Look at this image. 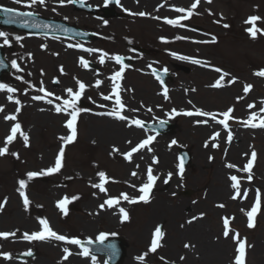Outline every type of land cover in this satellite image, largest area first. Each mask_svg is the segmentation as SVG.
Returning a JSON list of instances; mask_svg holds the SVG:
<instances>
[{"label": "rangeland", "instance_id": "obj_1", "mask_svg": "<svg viewBox=\"0 0 264 264\" xmlns=\"http://www.w3.org/2000/svg\"><path fill=\"white\" fill-rule=\"evenodd\" d=\"M44 0H39L38 2L41 3L42 5H39L36 8H32L33 11H36L39 14H42L44 16L50 17L53 15L54 17L61 16V17H67V15L76 16V20L74 22H71L72 24H78L82 25V27L86 28H91L93 29L89 24L83 23V21H79L78 19L80 13L85 12H80L75 10L74 7H66L63 13H58L56 6H47L43 4ZM183 10L182 12L178 13L176 12H170V11H162L163 17H174L176 13L179 15L183 14H188L192 13V4H190V0H186L185 4L183 5ZM209 6V5H207ZM207 6L204 4L200 9L198 10H193L195 15H198L193 21L191 22L193 25H200L206 27L205 30H208L212 35L207 34L206 36L202 35H190L183 33L185 31V26H181V24H175L170 23L169 21H162L161 23L155 22L153 19L150 21H131L127 17H115L117 18L122 24L119 26V28L116 27L113 22L107 26L103 27L102 25L100 28L104 32H109L112 34H116L117 36L115 37V43H110L112 44L111 46V51L110 53L112 54V51H118V52H127V43L130 39V36H133L130 40L132 43L138 42L141 44H145L147 46H154L159 47V52H161V49H170V44H161L159 42V38H168L174 37L177 39L176 43L174 46H171L173 48L172 52L174 54V58L178 62H182V65L184 67L190 68V72L186 73L184 69L181 71H178V75L174 76V82H176V86L180 84H185L186 90L191 96V98L194 100V105L198 108L204 109V110H209L211 111L212 109L214 110H219L220 112H223L227 108H232L234 112H245L246 114L248 112H251L250 108H248V105H255L257 103L258 107L262 106V103L264 102V79L263 78H258V76L255 74L258 70L261 72H264V0H217L211 8L215 9L216 11L222 10L224 17H221L216 22H213L212 16L208 15L209 14V9H207ZM210 7V6H209ZM133 9V8H132ZM134 9H140V8H134ZM209 10V11H208ZM215 11V14H217ZM73 14V15H72ZM248 14H254V17L257 19L256 21V27L258 28L257 32H260L259 34L251 35L247 32V28H250V24L245 22V19ZM82 15V16H83ZM112 19V18H110ZM158 26H157V25ZM154 28L153 31H148V27L152 26ZM181 35H184V38L181 40ZM21 36V35H19ZM216 36L219 41L216 40ZM39 42L35 40V42H32L29 44L27 41L25 42V48L26 51L30 49V46L32 45L31 48L32 50L35 51L34 55L36 58V66L38 69L40 66H43V59L42 58H53L55 60L53 70L56 72L57 69V63L62 62L63 59V50L59 48H49L51 49L52 53L47 52H42L39 49ZM125 43V44H124ZM130 43V42H129ZM97 45H103L104 42L102 40H97ZM129 47V46H128ZM117 49V50H115ZM55 50H61L60 52H57ZM21 52H23V48L20 49ZM25 51V52H26ZM32 51V52H34ZM25 52L21 53L25 57ZM58 53V57H61V59L56 58L54 53ZM167 53V51H166ZM29 52H27V55ZM114 55V53H113ZM29 56V55H28ZM148 57V56H146ZM160 58H157L163 62L168 61L169 59L162 55L161 53L159 54ZM33 58V55H32ZM31 57L28 59L33 60ZM148 58H153V57H148ZM156 59V58H153ZM21 64H23L25 67V71L27 72L28 75L31 74L30 70H28V67L26 64H24L23 60H21ZM97 61V59H96ZM146 62L143 64V67L140 68H145V65L149 62L148 59L145 60ZM200 61L199 63H197ZM163 62H156L159 63V65L164 64ZM168 62H171L170 60ZM173 62V61H172ZM195 62V63H193ZM205 62H207L210 67H213L216 65H221L225 70H227L228 75L226 79L217 80L216 76L217 74L215 73H209V74H201L199 71L200 70H205ZM29 64H32L31 62H28ZM63 63L66 64V67L68 70V64L66 61H63ZM192 63L194 65H192ZM75 66V63H73ZM34 65V64H33ZM48 66H43L45 68H49ZM72 66V72L67 75L66 77H63L65 80H69L63 84L65 85H73L74 87L76 86V77H79L80 75V70L79 67L76 69ZM172 67V66H171ZM173 69H179V67H175V65L172 67ZM50 69V68H49ZM52 69V68H51ZM50 69V70H51ZM212 69V68H211ZM213 70V69H212ZM78 72V75L77 73ZM208 73V72H207ZM53 73H50L49 76L45 75L44 73H40L38 75V81L39 79L42 80L44 78H50V76ZM124 80L126 81V84L128 85L127 88H131L134 91V94L130 91L131 97L132 98V103L135 106L134 108H139V101L140 102H145L146 106H152L153 109L151 112H180L181 110L185 108H189L192 106H189V102H185L184 98L181 100L180 98H174L172 95L168 97V99L164 97H158L155 96L154 93L160 90L158 87L157 83H155L151 77L143 75L142 72H138L137 70H128V75L124 76ZM45 80V79H44ZM122 79L121 81L124 82ZM219 81V86L216 87L214 86V82ZM31 82V81H30ZM32 83V82H31ZM151 83H154L153 85ZM39 87V86H38ZM173 88V87H172ZM175 88V86H174ZM174 88L172 90H174ZM251 88V89H249ZM152 89V90H151ZM178 88H176L177 90ZM228 89L229 90V96L227 100H224V94L223 90ZM154 90V91H153ZM24 91V90H23ZM138 91L140 93H138ZM183 91L181 92V94ZM244 95L243 99H239L238 101L235 100V98H238L237 96L239 94ZM104 94V93H102ZM139 96V97H138ZM220 96V97H219ZM102 97V96H100ZM154 97H158L161 100L157 101L154 99ZM101 99V98H100ZM60 102V101H59ZM95 104V103H94ZM97 104V103H96ZM95 104V105H96ZM160 105V108L156 109L154 105ZM101 109V108H100ZM244 109V111H243ZM98 110V109H97ZM140 111H143L142 108H139ZM115 112H118V109H115ZM137 112V111H136ZM182 112V111H181ZM32 113L33 112H25L23 114L22 118H24L27 124H29L30 119L32 120ZM125 114L127 112H124ZM164 114V113H163ZM165 115V114H164ZM180 115V114H179ZM237 115H240L237 113ZM182 116V115H181ZM60 121H62L64 118L61 117L59 118ZM40 121L35 122L36 128L34 131L36 135V139L33 140L32 145L30 147H24V145L19 144L15 150V148L11 149L10 156L0 158V162H5L4 167L1 166L0 163V179L6 183H9L10 185L12 184L11 190L17 186L16 185V178L18 175H23L26 173L27 170L29 169H38L42 165V161H40L43 157V155H46L47 152L51 151V159L54 155L55 150H57L58 147V142L56 140V134L59 131V129H56L55 127H46L45 125H40ZM32 124V122H31ZM38 124V125H37ZM83 124V123H82ZM106 122L104 121H97L92 120V118L88 121L84 119V128L81 127V136L79 142L75 145L72 146L67 155V161L66 165L67 168L62 171L61 174L58 176L54 177V179L59 181L60 177L63 176H69V175H76L75 173L81 172L83 173L87 178L78 180V178H73L72 181H68V183L63 185L62 183L59 186L58 193L55 194H50L45 192L47 188L50 187V184H47L44 180H30L29 186H30V193H32V206L38 211L44 214L45 216L51 218L53 220V216H58L60 222L56 225L58 229L62 232L68 233V234H82L84 235L85 233H92V236H94V233L97 232L99 229H107V226H105L104 222L101 224L97 223L96 226L93 228L85 229V225L81 224L83 221L81 217L82 211L80 213L73 211L71 218L68 219L67 222L61 221V218L59 216V213L55 212V209H53L52 202L55 198H58L62 192H69V195L75 194L74 192L80 191L82 193V196L79 198V202L77 203V206H82L84 203L87 202L86 199L89 200V195L91 189H89V184H86V180L88 177L94 176L97 174L98 171H103V170H108L112 175H115L116 177H122L124 179H128L127 171L126 168L127 166H124V163L122 162L121 159H118L117 157H112L109 156V153H107V148L109 149L108 146L112 144L111 139H107L108 142L104 143L101 142L100 139L98 140V145H97V140L96 137L98 136H91L93 134V131L91 133H88V125H92V127H97V126H103L105 125ZM174 125H177L176 133L174 135H164L165 143L170 140L169 138L177 137L179 142L181 144H190L193 145V143L197 142V138L200 139V142L204 140V138L207 136L209 138V130H207V135L205 137H202L201 135H197L194 132H186L189 128H192L191 123L183 117H179L174 120L173 123ZM33 127V124L31 125ZM31 127V128H32ZM256 134V133H255ZM257 137L253 136L252 132H248L245 135V140L246 144L243 145L242 147H239V149L236 151V155L233 158L231 155H225V153H219V152H214L215 155H218V161H221V166L224 167V161H230V162H242L245 160L246 153H248L250 149H254L258 152L259 154V160L258 164L256 163L255 167L253 168L254 174H255V180L254 184H258L264 188V132L262 134L257 133ZM42 137H45L43 139ZM92 137V138H91ZM136 140V139H135ZM210 140V139H209ZM96 141V142H95ZM192 142V143H191ZM126 144V142H124ZM252 143V145H251ZM55 144V145H52ZM127 148V144L123 146ZM238 147V146H237ZM191 149H193L191 147ZM14 150L16 152H19L21 157L19 160H16L14 158ZM193 152V150H191ZM177 152V149H174V153ZM194 153V152H193ZM243 154L240 156L238 160H236V157L239 156V154ZM176 158V157H175ZM52 162V161H51ZM195 162V161H194ZM217 162V159L216 161ZM204 165H200V162L197 163L198 168L192 165L190 166L189 171L187 172L186 177L184 178V183L183 186L181 185L180 191L181 193L178 194L176 199V203H173L172 207H175L176 205H179L180 203L183 202V199L187 200L192 207L190 208H181V214L179 217H174L172 218L175 214H170V218L165 217H155L153 215V210L158 209V202L161 197H158L152 204H149L147 206H140V207H133V220L129 224H125L121 227L117 225L114 230L124 236L125 239L128 240L129 246L127 248L128 252L131 251V253H136L139 254L141 250H144L147 248V244L149 242L150 238V229L157 223L162 220L168 221V226L166 227L167 230V238L164 241V245L162 246L161 250L156 254V255H164L167 257H170L168 254V249L177 246L175 253L178 252L181 248L183 249L185 242H190V247H193L192 244L196 246L198 249V252L201 251V243H203V239H215L220 241H229L226 240L222 237V219L221 215L225 214L229 217H232L233 214H237L239 216L240 212V204H238L236 201L238 199H234L233 194V189L231 188V183L230 180H228L227 176H225V179L227 183H229V190L226 196L223 197H212L211 196V191L210 189L212 188L213 185H210L208 187H204V183L206 182L207 177L209 178L210 173H209V165L210 163L207 160V157H203L202 162ZM44 164V163H43ZM236 164V163H235ZM242 164V163H241ZM45 166V164H44ZM131 167V165H128ZM215 166V163H214ZM207 169V172H206ZM71 170V173H68L67 171ZM175 170V168H174ZM8 171V172H7ZM199 172L198 174H196ZM129 173V171H128ZM66 174V175H64ZM246 180V179H244ZM57 181V182H58ZM141 181V179L139 180ZM138 181V182H139ZM126 180L121 184L120 188H123ZM182 180H180L177 184L176 182L173 181L171 185L172 188H174L173 191H169L167 193L166 199L163 198V201H169L174 200L172 198V193L176 192V186H180V183ZM1 183V182H0ZM221 181H217L216 185L220 187ZM141 184V183H140ZM120 188L117 189H110V194L111 195H117L118 191ZM190 189L193 190V195L191 196H185L182 195L183 191ZM10 188L4 186L3 184H0V195L3 196L4 194L8 195L11 193ZM163 190V187L158 188V195L159 191ZM179 191V192H180ZM113 192V193H112ZM156 194V195H157ZM164 194V193H163ZM73 196V195H72ZM163 196V195H162ZM12 200L15 204V200L17 203V206L19 210L24 211L23 207L21 208L22 204L20 203V199L17 196V198H13V195L11 193V198L8 203V207L5 210V215L10 216L12 209L10 208ZM197 201V202H193ZM209 203V206L207 204ZM250 201H248L242 208L241 211H245V209L248 208ZM21 204V206H20ZM97 203H95L96 207ZM199 206V208H194L196 206ZM232 205H234L232 207ZM209 207L216 209L214 212L208 213ZM51 208V209H49ZM262 215L260 216V222L259 226L253 231V232H248L250 235L249 241L252 244L250 253H248V264H264V211H262ZM162 213V211H161ZM84 214V212H83ZM163 214V213H162ZM4 215V214H3ZM2 215V216H3ZM27 217H32L34 220L33 214L25 213ZM199 216V219H204L207 222V228L204 230L206 231V234H202L201 238L198 237H183L179 238L177 233L179 231H184L183 224L184 222L188 221L192 216ZM240 218L237 220L236 224L239 226L240 229H243L245 233L247 232L245 229L246 226V221H245V215L242 214L239 216ZM81 220H80V219ZM172 218V220H171ZM54 221V220H53ZM52 221V222H53ZM62 222V223H61ZM10 223V222H9ZM8 222H5L4 224H1L2 227L7 228ZM13 223V222H12ZM14 223H17V221H14ZM105 226V227H104ZM32 228L33 226H27ZM29 228V229H30ZM111 229H113L111 227ZM112 232V231H111ZM173 236V237H172ZM214 237V238H212ZM175 242H174V240ZM208 240V241H209ZM139 242L142 244L139 245ZM171 245L169 246V244ZM215 242V241H212ZM188 244V243H187ZM194 246V247H195ZM206 246L207 245H203ZM196 249V250H197ZM40 253L39 255L42 254L41 257H39L36 261V263L44 264L47 259H51L53 264H57L56 259L59 258L60 256V251H56L50 254L45 255L44 253L41 252V249L39 250ZM234 253V244H232V247L229 251L228 258H227V264H230L232 262V257ZM44 256V258H42ZM156 255H154V258L157 259ZM128 256V253H127ZM166 257V258H167ZM178 257L175 258H168L170 260H174L176 262H181L180 259H177ZM193 258L191 261L189 260L190 264H212V262H216V264H224L222 261H217L216 259H210L207 260L206 262L202 261H197L198 259H195L194 254H192ZM127 259V258H126ZM196 260V261H195ZM150 264H154L155 262L159 264H166L164 262H160L158 259L157 260H152L148 259ZM197 263H195V262ZM211 261V262H210ZM44 262V263H43ZM73 260L69 262L71 264ZM126 262V260H125ZM124 262V263H125ZM135 263V262H133ZM185 263H188V261H185ZM188 263V264H189ZM68 264V263H65ZM226 264V263H225Z\"/></svg>", "mask_w": 264, "mask_h": 264}, {"label": "bare ground", "instance_id": "obj_2", "mask_svg": "<svg viewBox=\"0 0 264 264\" xmlns=\"http://www.w3.org/2000/svg\"><path fill=\"white\" fill-rule=\"evenodd\" d=\"M8 1H11L17 5L27 7V8H29L31 6H37L38 5V3L35 2L34 0H8ZM125 1L128 2V4L133 5V7L134 6H140L142 9H144L146 11L148 10V12H150V13H148V16L146 17V19H148V20H152L154 15L157 12H159V10H162V7L166 8L165 5L169 4L167 1H164V0H125ZM182 1H185V0H173L172 3L177 4L176 2H178V4H180V2H182ZM90 2L96 3V0H90ZM46 4L49 6L50 5H58L61 7L69 6L64 0H50ZM140 15H142V14L140 13ZM113 22L118 27H119V24H121L119 21H113ZM148 28L153 31V26H149ZM71 47H70V49L67 50V53H64V59L67 62L70 61L71 65L74 66L73 62L76 63L75 57L77 55H79L80 52L77 51L76 49H73V48L71 49ZM106 65L109 68L112 64L107 63ZM74 67L77 68V66H74ZM199 72L202 75L210 73L209 71H205V70H200ZM83 75H84L85 80L87 81V85L91 89H94L97 92L101 91L99 86L103 85V83H100L99 81H97L94 74H92L90 72H84ZM182 91H183V93L181 94ZM129 92H130V90L126 94V97H127L128 101L130 102V104H133L132 98L134 96L131 97V100H130L128 97ZM222 92L224 94V98H225L224 100H227L228 98H230L228 89H225ZM138 93H140V92L138 91ZM173 93H174V98H180L181 100L184 98L185 102L192 103V98L189 95V93L185 90V85L181 84L180 87L176 91H173ZM155 96L160 97V95H155ZM9 97L8 96L4 97V95L0 94V112H3V111L4 112H11L12 108L14 109V106L10 103ZM158 97H154V99L157 101L161 100ZM237 97L241 98L242 95L239 94ZM30 102H31V100H30ZM144 103L145 102H143V101L142 102L139 101V103H138L139 108H142V104L146 105ZM31 104L38 106V110H39V112L32 117L33 126L36 127L35 122L41 121V123L45 124L46 126H49V127L54 126L55 128L56 127L59 128V124L61 122L59 119L60 117L58 115H56L57 111H55L54 108L52 107V105H53L52 103H51L50 107L48 106L49 102H44V101L32 102ZM157 105H154V107L156 108ZM139 108H135V109L140 111ZM144 110L147 111L145 108H144ZM212 110H214V109H212ZM140 113H142V115H144V116H147L148 120H153V119L157 118V116L154 115V112H140ZM4 116L5 115H2V116L0 115V130L3 127L7 128L9 126V124H11V122H12L11 119L9 118V116H7L5 118V120L7 119L9 122H4ZM87 118L90 119V116H88ZM91 118H92V120L97 119V121H103V119L106 120V122H107L106 125L97 126V127H95V126L92 127V125H91L90 127H88V130L90 132L93 131V134L91 136H95V137L98 136V137H96L95 140L100 139L101 142L107 143L108 142L107 139H111L112 144H111V146H109V147H111V149L115 150V147H117V146L118 147L124 146L125 140L133 138L134 135H137V136L142 135V133H139L140 131L138 129L128 128L124 123L119 124L116 121H113V120L107 119V118H103V117H99V116H94ZM188 120L191 121V123L194 127L189 128L186 132L192 133L195 130V133H197V135H201L202 137H205V135H207V130L210 129V126L200 125L199 122L201 121V119L199 117H190V118H188ZM210 125L213 128L215 127V124H213V122H210ZM33 134H35V132H33V131H29V133H28V137L30 139L32 138V140H34ZM158 141L159 142L156 143V145H155V156L160 158V162L157 165L159 170H156V171H158V176L160 178H162V176H161V175H163L162 172H165L167 174V173H171L173 171V169H172L173 165L172 164L174 161V155H172V154H174V150L171 151L170 149H168V146L164 145L165 144L164 139H159ZM245 142H246L245 138H242L241 143L239 145L243 146V145H245ZM193 145L196 146V148H195L196 160L197 161H199V159L202 160L203 156L208 154L209 148L203 147V145L200 143V139L197 140L196 143H193ZM237 149H238V147L236 146V144L233 145V147H231L230 153L232 156L235 157ZM49 159H50V154L48 153L44 157L43 162L45 163ZM137 159L148 162L150 160L149 153L146 152V153H144V155H140ZM236 159L238 160L239 157H236ZM215 163H217V164L215 165L213 177H211L209 179V183L216 184L217 181H219V180L221 181V187L220 188H218L217 186L211 188V196L218 198V197H223V196L227 195L226 191L228 190V183H226L227 181L225 179V176L227 174V170H226V168H223L221 166L220 160L218 162H215ZM47 164L50 165L51 162H49ZM135 173H137L136 170L133 172V174H135ZM140 173L142 174L143 171L140 170ZM156 183L158 184V181ZM49 190L47 189L46 192H49L52 194L56 193V191H58L57 188H50ZM97 196H98V194H95V197H97ZM91 200H92L91 202L94 201L93 198ZM159 202H160L159 205H161V206H159L158 209H154L152 212L153 215H155V217H163V215H166V214L168 215V214H172V213H175L176 215L181 214L180 213L181 208L190 207V204L187 201H183V203H181L177 207H173V208L167 202H164L162 200ZM194 208H197V206ZM88 210L90 211L89 212V219L87 220L89 225H92V223L95 220H97V222H98V221H100L101 218L104 219L106 217V214H107L108 218H110L109 220L111 222L116 223L115 218H117V217H116V213L114 210L107 209V212H105V213L101 212L100 213L99 211L95 210V208H93V204L88 206ZM161 211L163 214L161 213ZM214 211H215V209H213V208L209 209V213L214 212ZM92 212H93L94 217L91 216ZM96 213H97V216H96ZM98 213H100V214H98ZM98 218H100V219H98ZM206 224H207V222L205 220H201V221H198L197 223L192 224V225H188V226L184 225L186 230H185V232H182L179 236H181V237H183V236H185V237H187V236L200 237L201 234L205 235L206 231L204 229L207 228ZM203 241L206 242L207 239H203ZM174 242H175V240H174ZM231 245L232 244H230L229 242H226V241H221L218 244L217 243L215 244L214 242L209 241L208 247H206L205 250L202 248L200 257L202 259H204V258H206V259H211V258L217 259L218 261H222L225 264V263H227V258H228L229 251L231 249ZM174 251H175L174 247L170 248V250L168 249V253L173 254ZM175 256L176 257H182V256L185 257L186 253H185L184 249L181 248L180 251H178L177 255H175ZM187 257L191 258V253H188ZM73 262H74L73 264L86 263L85 261H82L80 258L79 259L76 258V260H74ZM3 263L9 264V263H5V262H3Z\"/></svg>", "mask_w": 264, "mask_h": 264}]
</instances>
